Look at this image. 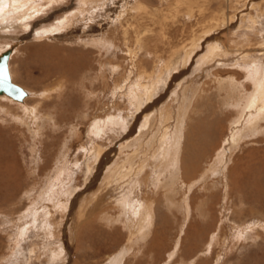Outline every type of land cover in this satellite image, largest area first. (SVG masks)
<instances>
[{
    "label": "rangeland",
    "instance_id": "rangeland-1",
    "mask_svg": "<svg viewBox=\"0 0 264 264\" xmlns=\"http://www.w3.org/2000/svg\"><path fill=\"white\" fill-rule=\"evenodd\" d=\"M136 1L44 0L23 25L0 26V53L9 52L12 81L27 93L23 102L0 94V264H264V100L242 60L248 48L198 69L199 47L185 74L183 61L218 23L200 46L233 47L244 37L264 55V0H139L143 16ZM76 10L78 23L43 34ZM123 21L131 23L125 37ZM179 47L167 70L170 49ZM132 79L154 81L155 97L131 104L120 91ZM149 109L160 121L151 131L158 143L183 122L175 167L157 161L152 173L146 165L138 172L152 155L135 144L145 138L128 137ZM247 112L256 126L242 127ZM117 114L126 132L90 137L98 117ZM87 146H101L103 156L96 160ZM138 205L146 209L135 213Z\"/></svg>",
    "mask_w": 264,
    "mask_h": 264
},
{
    "label": "bare ground",
    "instance_id": "bare-ground-1",
    "mask_svg": "<svg viewBox=\"0 0 264 264\" xmlns=\"http://www.w3.org/2000/svg\"><path fill=\"white\" fill-rule=\"evenodd\" d=\"M44 0H1V2H0V26H1V28L3 29V30H5L6 29V31L8 30V29H11V28H13V24L14 23H20L21 21L22 22H24V21H29L33 16H34V13L35 12H37V13H39V12H41L42 11V9H41V2H43ZM48 1V0H47ZM98 1H107V0H88V2L86 3L89 7H90V5H91V3H96V2H98ZM136 1V0H135ZM192 1V0H191ZM85 2H86V0H85ZM53 3V2H52ZM82 3H84V2H82ZM116 4H118L117 2H115ZM121 3H123V2H121ZM136 3H137V6H135L137 9H139V12H137L138 13V16H139V14H140V16H143L144 14H142L141 15V10H140V4H142V2L140 3V1L138 0V1H136ZM43 4V3H42ZM87 5H83V6H81V8L82 9H84V11H86V9H87ZM119 5V4H118ZM189 5V4H188ZM143 9H145L144 8V6L142 7ZM204 12V11H203ZM73 13V14H72ZM77 13H79L77 10H76V12L75 11H73V12H71V14H68V17H67V19H65L64 20V22H62V21H60V22H58L59 24H57V27L56 28H53L52 30H45V31H43V34H46V35H48V34H53V33H57V32H60V31H65V29H69V27L71 26V25H74V23H78V21H76V18H75V14H77ZM107 13H109V12H107ZM124 13V12H123ZM123 13H120L121 15L123 14ZM136 13V12H135ZM145 13V15H146V11L144 12ZM36 15V14H35ZM120 15V17L119 18H121L122 16ZM70 18V19H69ZM137 18V17H136ZM61 19V18H60ZM78 19H80V18H78ZM143 19V18H142ZM139 20H141V19H139ZM202 20V19H201ZM206 20V19H205ZM215 20H217V19H215ZM215 20H214V22H215ZM91 21V20H90ZM21 22V24L23 25V23ZM207 22V21H206ZM218 22V21H217ZM85 24V23H84ZM219 24V23H218ZM218 24H215V25H212V26H210L208 29L206 28V29H204V31H203V33H201V34H203L202 36H204V37H200L199 39H198V42L197 41H194V43H192V49L191 50H187V53H186V51H185V53H186V59H184L183 61H184V74L186 73V72H188L187 70L188 69H190V68H188V66H187V68H186V63H188V60H189V58L195 53V54H197V52H198V48L199 47H202L203 49H201V52L202 53H204L201 57H199L198 58V61H197V66H198V69L200 68V66H203L204 64H206V63H210V62H212V60L215 58V57H218V56H224L225 58H228L229 59V57L231 58V56L233 55V56H238L237 55V53H241L242 51H243V49L244 48H248L247 49V51L246 50H244V51H246L247 53H245L244 52V54H242L243 55V58H242V60L244 59V62H245V66L247 67V68H249V76L250 77H252L253 79H254V81H256V84H258V87L256 88V90H257V92H260V100H264V57H263V59L261 58L262 56H264V55H262V50L260 49V48H256L255 49V46H254V44L252 45L251 44V38H244V37H242L243 39H240V40H238V41H236V42H233V47H229V45H228V42H227V44L226 45H222V47H223V51H222V47H220V48H218V47H210V49H208V45H211V43H209V41H208V44H206L205 46L203 45V46H200V43H201V40L203 39V38H205V37H207V36H209V38H210V34H212L214 31H216L219 27V25ZM79 25V24H78ZM130 25H131V23L129 24V23H127V24H125L124 23V21H123V23L121 24V26H120V29H121V35H123V37H125V36H128L129 34V30H130ZM218 25V26H217ZM77 26V25H76ZM80 26H81V24H80ZM79 26V27H80ZM108 26V25H107ZM221 26V25H220ZM17 27V26H16ZM54 27V26H53ZM63 27H66L65 29H63ZM82 27V26H81ZM83 27H85V25L83 26ZM202 27V26H201ZM230 27V26H229ZM228 27V28H229ZM78 28V27H77ZM87 28H88V26H87ZM117 28V27H116ZM119 28V27H118ZM231 28V27H230ZM49 29V28H48ZM62 29V30H61ZM232 29V28H231ZM202 30V29H201ZM219 30V29H218ZM82 31V30H81ZM80 31V32H81ZM92 31V30H91ZM95 31V30H94ZM112 31H114L113 29H112ZM196 31V30H195ZM93 32V31H92ZM233 32V31H232ZM264 32V31H263ZM84 33V32H83ZM83 33H81V34H83ZM111 33V32H110ZM81 34H80V36H81ZM79 35V34H78ZM107 35V34H106ZM136 35V34H135ZM140 35V34H139ZM195 35V34H194ZM224 35V34H223ZM105 36V35H104ZM155 36V35H154ZM78 37V36H77ZM106 37V36H105ZM109 38V36L107 37V39ZM211 38H213L214 39V37H213V35L211 36ZM107 39H105V40H107ZM138 39V38H137ZM205 39H207V38H205ZM141 39H139V41H140ZM143 41H144V39H142ZM194 40V39H193ZM197 40V39H196ZM210 40H212V39H210ZM108 41V40H107ZM263 41V42H262ZM261 42L262 43H264V40H262ZM197 42V43H196ZM261 42H259V43H261ZM143 43V42H142ZM141 43V44H142ZM223 43V42H222ZM252 43H253V41H252ZM258 43V44H259ZM140 44V45H141ZM187 44V43H186ZM185 44V45H186ZM190 44V43H189ZM229 44H231V43H229ZM126 45H127V41H126ZM145 45V44H144ZM256 45V47H257V43L255 44ZM264 45V44H263ZM263 45H261V46H263ZM236 46H237V48H236ZM141 48H142V46H141ZM144 48H146V47H144ZM183 48L184 49H186L187 47H184L183 46ZM253 48V49H252ZM113 49V48H112ZM177 49V50H176ZM173 48V49H170L171 50V55H170V57L168 58L167 57V59H168V61L166 60V63L165 64H167L166 65V69L167 70H170L172 67H173V63H175V61L178 59V57H179V55L182 53V50H184V49H180V47H179V49L178 48ZM260 49V50H259ZM174 50H176V51H174ZM208 50H210V51H208ZM134 51V49L132 50V52ZM152 51V50H151ZM155 51V50H154ZM131 52V53H132ZM153 52V51H152ZM248 52H257L258 54L255 56V55H252L251 57H249L247 54H248ZM170 53V52H169ZM2 54L3 53H0V57L2 56ZM263 54H264V52H263ZM198 55V54H197ZM177 57V58H176ZM176 58V59H175ZM181 58V57H180ZM157 59V58H156ZM191 59V58H190ZM193 59V58H192ZM9 60V59H8ZM161 60V59H160ZM154 62V61H153ZM156 62V61H155ZM189 62H190V60H189ZM191 62H194V60L193 61H191ZM190 62V63H191ZM139 63V62H138ZM189 63V64H190ZM140 64V63H139ZM196 64H194V65H196ZM210 64H212V63H210ZM106 65V64H105ZM9 66V65H8ZM163 66V65H162ZM190 66V65H189ZM137 67H138V65H137ZM136 67V68H137ZM179 67V66H178ZM213 67V66H212ZM174 68V67H173ZM192 68V67H191ZM109 69H111V71H115V70H117V69H114V68H109ZM178 69V68H177ZM137 70V69H136ZM172 70V69H171ZM8 71H9V74H10V78H11V81H12V74H11V72H10V69H9V67H8ZM134 72V71H133ZM137 73V72H136ZM140 73V72H139ZM141 74V73H140ZM176 75V74H175ZM141 76V75H140ZM161 76V75H160ZM144 77V76H143ZM138 78V77H137ZM176 78V76L174 77V79ZM144 79V78H143ZM162 79V78H161ZM177 79V78H176ZM160 80V79H159ZM163 80V79H162ZM161 80V81H162ZM178 80V79H177ZM172 81V80H171ZM154 82V81H153ZM153 82L152 83H150L149 85H145L144 83H142V80L140 79V80H135V81H133V79H132V81H131V83H130V85L129 86H127V87H124V90H123V92L122 91H120V89L118 90V91H120V93H123V94H126V93H124V92H127L128 93V98H129V100L130 101H132V103L131 104H133V105H137V104H139L140 106L142 105V103H143V101H145V100H149V99H151V97L152 96H154V94H155V90H153V88H154V85H155V83L153 84ZM12 83H13V81H12ZM160 83V82H159ZM195 83V82H194ZM198 84V83H197ZM160 85V84H159ZM195 85H196V83H195ZM143 87V89H140V87ZM150 87H151V89H150ZM189 89H192V86L190 87V88H188V89H185V91L187 90H189ZM143 90V91H142ZM158 90V89H157ZM134 91H136L137 93H134ZM193 91H194V89H193ZM158 92V91H157ZM188 93V92H187ZM194 93V92H193ZM0 94H5V93H3V92H1ZM259 94V93H258ZM7 95V94H6ZM189 95V94H188ZM7 96H9V95H7ZM183 96V95H182ZM6 97V96H5ZM10 97V96H9ZM27 97V93H26V95H25V97L23 98V99H21V100H16V99H14V100H16L17 102H23V100L25 99ZM155 97V96H154ZM153 97V98H154ZM11 99L13 100V98L11 97ZM258 99V98H257ZM258 99V100H259ZM154 100V99H153ZM147 102V101H146ZM184 103L182 104V106H181V108H179V111L180 112H182L184 109H185V97H184V101H183ZM255 102H256V99H255ZM260 103H259V105L258 106H260V104H261V101H259ZM258 104V103H257ZM166 105V104H165ZM264 105V104H263ZM263 105H261L260 107H258L259 109L260 108H262V110L261 111H263V109H264V106ZM154 107V105H152L151 106V108H153ZM250 107V106H249ZM134 108V107H133ZM255 107H253V109H254ZM114 109V108H113ZM250 109V108H249ZM138 110H140L139 108L138 109H136L135 111H138ZM151 109H149V110H147V111H145L146 113L148 112H150L148 115L146 114V113H144V115H141V119H139L138 120V122H136V124H135V126L131 129V131H129V135H128V137L129 138H133L134 136H135V133L137 132L139 135H140V137H143V138H145L144 139V141L143 142H139V141H135V142H137V143H135V144H138L139 146H141L140 148L143 150V149H146V151H149V152H151L152 153V155L150 156V155H146V157H145V161H142L138 166H140L139 167V170H138V172H140V169H145V165H146V167H148L149 168V172L150 173H152L151 172V169L153 168V167H155V165H156V162L157 161H159V162H162V164L163 165H161L160 166V168L161 167H167V166H169V165H171V167H172V165H173V167H175L174 165V160L172 159L173 158V156L175 155V154H177V150H178V148H179V141H180V138L178 137L179 136V134H180V132H181V130H182V125H180V127L178 126L179 125V123L181 122V124L183 123L182 122V117L181 118H179V120H178V124L176 125V130L174 129L172 132V136H170L169 137V139L168 140H166L167 139V136H165V138H163L162 140H161V142L160 143H158V140H160L161 139V137L162 136H159L156 132H155V134L154 135H151V131H154V130H156V126L158 125V122H160L159 120H155V114L154 115H151L152 114V112L150 111ZM165 110V109H164ZM167 110H168V108H167ZM170 110V109H169ZM135 111H134V113H135ZM161 112V111H160ZM163 112V111H162ZM153 113H155V112H153ZM248 113H250V114H248ZM251 113L252 112H247L246 113V115H244L243 116V118H242V120L240 121V122H243L244 121V123H245V125L244 126H242V127H246V125L249 127V125L250 126H256V124H257V122H258V117H256V116H253V115H251ZM255 113V112H254ZM253 113V114H254ZM262 113V112H261ZM264 113V112H263ZM262 113V114H263ZM160 114V113H159ZM140 115V114H139ZM147 115V116H146ZM181 115L183 116V114L181 113ZM180 116V115H179ZM262 116V115H261ZM160 118H162V119H165L166 118V121L169 119H171V115L170 116H164L163 114H161V117ZM140 121H142V125H140L141 126V128L140 127H138L139 126V124H140ZM128 122V121H127ZM127 122H125L124 121V117H121L119 114H117V116H115V115H113V116H108V118L107 119H105V120H101V119H99V117H98V119L97 120H95L93 123H92V125H91V129L88 131L89 132V135H90V137H91V135H94L95 137L96 136H99L98 134H100V133H104V132H109V131H112L113 129H114V127H118L119 129H122L123 131H127L128 129V127H126V123ZM161 122H164L163 120L161 121ZM127 125H128V123H127ZM165 125V124H164ZM161 126H163V125H161ZM177 126H178V128H177ZM155 127V128H154ZM138 128H140L139 130H138ZM160 128V127H159ZM163 128V127H162ZM162 128H161V131L159 130L158 132H162ZM178 130H179V132H178ZM168 131V130H167ZM237 131V130H236ZM136 133V134H137ZM153 134V133H152ZM171 134V133H170ZM184 134V133H183ZM236 136V132L234 131V137ZM94 137V138H95ZM139 137V138H140ZM241 137V136H240ZM97 138V137H96ZM149 138V141H147V139ZM171 138V139H170ZM233 138V137H232ZM236 138V137H235ZM138 139V138H137ZM234 139V138H233ZM132 141V140H131ZM129 143V142H128ZM159 144H161L159 147H158V145ZM93 146V145H92ZM96 146V145H95ZM94 146V147H95ZM84 147V146H83ZM85 147H86V145H85ZM89 147H91V146H89ZM88 146H87V148H89ZM84 149V148H83ZM89 149H91V151L89 152V153H91L90 155H92L93 156V158H95L96 160H99L100 158H101V156H103V154L102 153H104V149L103 148H101V146H97V147H95V149L94 148H89ZM84 151V150H83ZM145 151V152H146ZM109 152V151H108ZM88 153V154H89ZM133 153V152H132ZM137 154H139V152H137ZM89 155V156H90ZM129 156V155H128ZM133 156H129L128 157V159L129 160H127V162H132L133 160L132 159H134V157L132 158ZM175 158H176V156H175ZM96 160H94L95 162H96ZM106 160H109V155L108 156H104V158H103V161H102V165H106L107 164V162H106ZM126 160V159H125ZM131 160V161H130ZM176 160V159H175ZM98 162V161H97ZM176 162V161H175ZM120 163H122V162H120ZM125 163V161L122 163V164H119V162L118 163H116V165H114V168H113V171L111 172V171H109V172H111L112 174H110L109 175V177H110V179H113L112 177L114 176V174L115 173H118L117 171H114V170H116V167L120 170L121 168H122V165ZM118 164H119V166H118ZM128 164V163H127ZM130 165V164H129ZM135 169L134 170H136V166L134 167ZM162 168V169H163ZM124 172V171H123ZM135 173H136V171H134ZM137 172V173H138ZM134 173V174H135ZM161 173H162V170L160 169V170H158V172H156V173H153V176H155L156 178H159L160 176H161ZM164 173V172H163ZM168 174V173H167ZM108 177V176H107ZM204 178V177H203ZM98 179V178H97ZM106 179V178H105ZM109 179V178H108ZM117 179V178H116ZM115 179V180H116ZM124 179V178H123ZM60 180L62 181V178L60 179H58L57 180V185L55 184V186L54 187H60V186H62L61 185V183H64V182H60ZM107 180V179H106ZM138 180V179H137ZM99 181V180H98ZM145 181H147V179L145 180ZM96 182V181H95ZM107 182V181H106ZM93 184V183H92ZM154 184V183H153ZM95 183H94V186H92V187H90L91 189H93L94 187H95ZM141 185V182L139 181L138 182V185L137 186H140ZM140 188V187H139ZM135 198L133 199V201H132V203L131 204H133V203H135ZM146 205V204H145ZM127 206H129V205H127ZM139 206V205H138ZM68 207V206H67ZM143 209H146L145 208V206L143 207V208H141L140 206H139V211H135V213H140ZM144 211H146V210H144ZM145 213V212H144ZM143 213V214H144ZM148 213V212H147ZM149 214V213H148ZM47 215V214H46ZM145 219H147V218H145ZM138 221V220H137ZM36 225V224H35ZM49 229V228H48ZM46 230V229H45ZM50 230V229H49ZM48 233H49V231H48ZM50 236H52V231H50ZM52 238V237H51ZM62 248V247H61ZM64 252V251H63ZM58 254V253H57ZM56 254V255H57ZM121 255V254H120ZM119 255V256H120ZM61 256V254L59 255V257ZM118 256V257H119ZM121 257V256H120ZM55 261V260H54ZM114 261V263L113 264H120L121 263V261H122V258H120V259H114L113 260ZM111 262V261H110ZM56 263V262H55Z\"/></svg>",
    "mask_w": 264,
    "mask_h": 264
},
{
    "label": "water",
    "instance_id": "water-1",
    "mask_svg": "<svg viewBox=\"0 0 264 264\" xmlns=\"http://www.w3.org/2000/svg\"><path fill=\"white\" fill-rule=\"evenodd\" d=\"M8 59V51L4 52L0 57V93L3 92L13 99L21 100L25 97L26 92L21 86L12 83L8 71Z\"/></svg>",
    "mask_w": 264,
    "mask_h": 264
}]
</instances>
